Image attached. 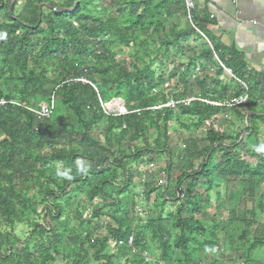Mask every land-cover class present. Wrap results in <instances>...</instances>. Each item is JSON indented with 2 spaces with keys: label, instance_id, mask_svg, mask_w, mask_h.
<instances>
[{
  "label": "trees",
  "instance_id": "obj_1",
  "mask_svg": "<svg viewBox=\"0 0 264 264\" xmlns=\"http://www.w3.org/2000/svg\"><path fill=\"white\" fill-rule=\"evenodd\" d=\"M18 1H14L10 13L5 5L0 6V12L8 20L7 23H0V82L7 90L5 94L0 90V97L38 104L47 102L53 94L55 109L41 123L20 109L0 112V249L1 246L5 247L2 253L0 251V264H55L56 261L64 264H95L99 261L113 264L115 259H129L127 263L130 264H150L155 261L148 256L149 246L160 252L163 261L171 260V249L181 250L187 256L191 254L186 251L188 243L195 234L204 231L199 221L189 214L191 208L198 211L194 200L199 198L195 189L200 178L207 190L219 187L220 183L226 187L235 185L228 203L235 202L243 207L239 211L243 217L237 221L242 226L237 239L248 244V249L264 242V226L261 228L262 238L246 241L247 230L255 226V210L264 211L260 200L253 208L251 217L245 213L246 202L253 191L259 189L262 195L264 193L258 184L264 180V154L256 157L254 165H249L235 154L239 145H223L226 137L224 133L212 129L214 124L205 131L204 156L196 170H193V162L200 153L196 152L195 145L175 155V163L170 150L160 144V136L164 140L167 138L169 122L180 118V115L191 116L205 123L225 112L226 108L193 102L188 107H179L178 114L168 109L156 112L147 110L164 104L169 97L162 90L165 82L162 66L168 64L172 67L171 64L175 62L172 55L181 50V43L193 36L200 40L199 32L210 47L203 40L197 53L192 52V58L183 62L180 70L184 77L179 80L184 82V86L189 83L186 74L189 75L199 63L205 65L203 75L205 67L214 66L216 81L211 91L208 92L206 88L205 76L202 79L194 78V84L199 89L195 97L213 103L224 99L225 88L217 80L223 72L217 60L234 79L247 86L246 107L250 103L248 130L253 131L258 121L264 123V113L255 108V102L263 99L257 91L256 78L245 74V67L237 56L229 58L230 51L211 42L204 29L210 22L203 15L193 13L192 25L196 32L185 20L180 0H66L64 5L50 0H24L19 13L14 16L13 8ZM40 4L65 10L55 13L45 8L46 15L41 11L38 18ZM171 18L178 22L184 20L183 27L173 25ZM167 25L168 30L165 31ZM153 46H156L154 50L151 49ZM127 50L131 51L126 56L129 59L122 58V52ZM161 52L163 56L160 58ZM78 79L94 85L104 102L122 100L129 113L119 118L105 117L95 91L89 85L74 82ZM236 89L232 98L240 95V88ZM178 96L192 95L183 92ZM237 111H234V115H239ZM149 130L157 135L153 149L147 146L127 152L133 142L147 143ZM61 134H64L65 140L61 144L56 143ZM238 139L239 136L235 142ZM122 149L125 151L119 155ZM115 151L117 157H114ZM216 151L223 152L220 161ZM153 152L167 156L165 188L167 190L173 186L168 194L169 199L161 196L160 200L165 203L172 199L180 206L175 213H159L155 217L150 215L151 211L147 212L148 219L144 225H140L139 220L133 224L126 215L121 214L116 218L107 214L116 223V228H104L116 249L109 256L106 253L107 239L95 236V229L87 228L84 221L79 219L81 212L77 208L82 209L84 202L76 195L84 194L89 203L95 198H109L112 200L109 207L120 209L122 202L119 197L132 185V173L135 171L130 168L131 164ZM16 158L17 176L5 175V168ZM126 159L130 161L126 162ZM107 161L115 167L114 171L102 167ZM77 162L87 164L88 169L77 167ZM56 164L61 169L55 172ZM116 171L120 172L123 185L115 182ZM56 173L60 177L59 183L54 178ZM21 180L27 187L22 189L18 185ZM182 182L188 183L180 200L176 197L179 195L176 188ZM51 186H56L57 191L50 190ZM108 186L113 187L114 197L104 194L103 189ZM31 188L35 189L34 194H30ZM145 189L148 197L157 188L146 184ZM73 198L77 199H74L77 208L71 215L77 220L69 226L65 216L69 214L66 209H70ZM184 199L185 203L181 205ZM37 206H43L41 219L48 220L49 226L29 221L30 215H36ZM184 210L187 213L183 217ZM234 212L233 209L232 219L237 213ZM91 215L93 220L101 216L97 207L92 209ZM19 225L27 226L34 233L24 241L16 239L20 249H11L7 247L10 233L2 230L8 228L11 232ZM129 237H132L131 246L126 245ZM85 244L88 246L85 247ZM203 245L199 247L201 251ZM240 245L236 247L237 252L242 250ZM74 248H78L76 253ZM142 253L152 262H144ZM134 254L140 258H133Z\"/></svg>",
  "mask_w": 264,
  "mask_h": 264
},
{
  "label": "rangeland",
  "instance_id": "obj_2",
  "mask_svg": "<svg viewBox=\"0 0 264 264\" xmlns=\"http://www.w3.org/2000/svg\"><path fill=\"white\" fill-rule=\"evenodd\" d=\"M12 0H2V4L5 5V8H9V5ZM52 2L58 3V4H65L66 0H50ZM24 3V0H19L16 3V6L13 8L14 9V16H16L22 5ZM44 4H40L38 6H42L43 9L41 11L43 12V15L45 16L47 11L43 6ZM63 10H65L63 8ZM171 23L173 25L178 26L179 28L183 27V21H177V19L171 18L170 19ZM8 20L3 12H0V23H7ZM168 30V25L165 26V31ZM201 37V36H200ZM199 37L193 36L190 38L188 41L182 42L181 43V50L175 51V55H172L175 57V62L172 65L171 69L168 64L166 66H162V71L164 73V78L165 81H170L172 84L171 88L177 89V91H182L186 92V94L192 95V97H195L199 93V89L194 84V78H190V75L192 74H186V79H188L189 83H186L185 86L183 85L184 82H181L179 80L180 77H184V73L181 74L180 67L182 64L186 62V60L191 59L192 57V52H196L199 49V46L202 42L205 40L201 37V39H198ZM204 40V41H203ZM206 43V41H205ZM207 44V43H206ZM208 45V44H207ZM156 46H153L151 49L154 50ZM118 54H121L118 53ZM131 51H124L122 52V58H126V56L130 55ZM160 58L163 56V53L161 52ZM118 57V56H116ZM152 58L155 57L154 54L151 56ZM169 57V55H168ZM126 59H129L126 58ZM216 60V59H215ZM184 62V63H183ZM217 63V62H216ZM158 65V64H157ZM210 71L208 69H204L206 74H215V67L214 66H208ZM171 73L170 74V72ZM212 70V71H211ZM202 74V72H200ZM198 74V78H202V76ZM14 75V74H13ZM50 75V74H49ZM182 75V76H179ZM178 77V79H177ZM196 78V77H195ZM216 76L212 77H207L205 80V85L206 88L208 89V92L211 91L212 85L214 81H216ZM225 83L223 82V88H225V98L220 102L221 105H225L228 103V101L232 98V94L229 92L228 88L232 85H236L235 82L231 81V79L225 77L224 80ZM229 81V82H228ZM0 90H3V94L7 92L5 86L3 85L2 82H0ZM178 85V87H176ZM219 89H222V87L217 86ZM238 87V86H237ZM228 90V91H227ZM158 90H155L157 92ZM188 91V92H187ZM210 94V93H208ZM264 97V95L262 94ZM160 105V104H159ZM250 107V103L247 105V107L242 108V110L237 112L239 115H234V112L232 113L233 119H236L235 122H230V125L225 124V129L219 128L217 123L219 121L218 118L215 120H209L208 122H200L197 118L191 117V116H185V115H180V118H176V120H172L169 122V127L167 130V138L164 140L162 136L159 137L160 139V144H163L164 148H168L172 154V161L175 162L177 161L175 159V155H177L179 152L182 150L186 149L189 150L188 148L192 147V144L196 146V152L200 153V156L197 157L196 161L193 162V170H196L198 166L200 165L201 161L203 160L202 152L204 150V147L206 144L204 143V136H205V131L208 130L209 125L214 124L212 129L216 130L217 132L224 133L226 135V140L224 141L223 145H228L232 146L234 143L239 145L237 150L235 151V154L239 156L242 159H245V161L250 165H254L255 162L257 161L256 157H259L260 154H264L262 149H264V123L261 121H258L254 125L253 131H249V124H247L248 120H246V117L248 118L249 114L248 109ZM222 108V107H218ZM255 108L260 110L261 112L264 113V98L259 99L258 101L255 102ZM232 111L237 110L231 109ZM225 111H230L229 109H225ZM173 113L177 112L176 110H172ZM179 113V112H178ZM176 113V114H178ZM64 116H66V113H64ZM215 121V122H214ZM230 120H226V122H229ZM246 131V132H245ZM96 134V133H95ZM148 135V142L143 143L140 141L133 142L130 145H132V148L127 151V152H132L135 149L140 150L144 149L148 146L149 149H153L154 147V140L156 139L157 135L152 131L149 130L147 132ZM230 135V136H229ZM232 135V136H231ZM240 137V140L238 139L237 142H235L236 137ZM64 134H61L58 138L56 143H63ZM231 137V138H230ZM0 140H1V133H0ZM125 151L124 149L119 150V155L120 152ZM116 152V151H115ZM117 152L114 153V157H117ZM218 160L220 161L223 152L216 151L215 152ZM148 155V156H146ZM141 156L138 160L139 162H143L139 164L138 161H135L134 163L131 164L130 168L135 171L132 173L134 176L135 173H137L139 176H142L143 174L147 173V169L145 165L148 168L149 163H153V166L156 168L153 176H152V183H159L160 186H155L157 189L152 192V194L148 195L149 201L147 203V209L145 213H137L135 209V205L132 202H135L133 200L134 195L132 194L133 192H136V188L133 190L128 189L127 192L124 194H121L120 199V209L117 207H109L111 201L109 198L103 199L101 197L95 198L92 200V202H86L85 195H76L79 200H81L83 205L81 206L82 209H78L76 206V201L73 198L71 202L70 209H66L69 214H67L65 219L68 220V225H73V221L77 220L75 219L71 214L73 211L77 208L78 211L81 212L80 220H83L84 223L86 224L87 228L90 229H95L94 234L95 236H100V237H105L107 239V245H106V253L109 256H112L115 252L116 249H114L113 243H112V238L107 232L104 230L105 227L110 226L111 228H116V223L113 221L109 215L110 214L116 218H119L120 215H126L125 217L127 219H130V221L134 224L135 221L139 220L138 223L140 225H144L148 219V216H146V213L151 211L150 215L155 217L159 213H162V215L166 213H175V211L178 209L180 205L176 204L172 199L167 200L165 203L161 202L160 198L161 196L166 200L168 198V194L173 188V186H169L166 190L165 184H166V176L164 173V169L166 168V160L167 156L162 154H156L153 152L152 155L146 154ZM146 156V157H145ZM151 156V157H150ZM149 158V159H148ZM208 160V156L206 157ZM205 158V160H206ZM175 160V161H174ZM206 160V161H207ZM130 159H126V162H129ZM176 163V162H175ZM77 167H81L83 169H88L87 164H82L76 163ZM54 169L56 172V169H61V166L59 164L54 165ZM102 167L104 169H107V171H114L115 167L111 164L110 161H107L102 164ZM149 169V168H148ZM17 170H18V160L17 158L13 160L11 165L5 168V175L7 174H12L14 176H17ZM154 171V170H153ZM114 174L115 177V182L116 183H121V179L119 178V171L115 172ZM54 177L58 183L60 182V177H58L57 173L54 174ZM165 176V177H164ZM199 184L196 187L195 191L198 194V200H194V204L198 211H194L193 208H191V212L189 214L192 215L193 219L196 221H199V225L203 228L204 231L202 233H197L194 235L193 239L188 243L187 245V252L191 253L189 255H185L182 253L181 250H174L171 249L172 253V258L171 260H166L163 261L160 259V252L156 248H152L151 246L148 247V256L153 259L155 262L150 263V264H236V263H242V264H257L261 263L264 264V242L261 245H256L253 249H248V244H243L242 241H239L237 239V236L239 235V231L242 230V226L238 224V220H241L243 217V213L239 212L243 207L238 206L235 202H229L228 203V198L229 195L232 194V187H235V185H230V186H225L224 184L220 183L219 187H212L211 190H207L206 185L204 184L203 180L200 178ZM189 182V181H188ZM186 182V183H188ZM236 182V181H235ZM186 183L182 182L176 189L179 193L178 197L179 199L184 196L185 193V185ZM22 180L18 182V185L23 189L24 187H27L25 184H23ZM260 189L264 190V180L260 181L259 183ZM121 185H123L121 183ZM150 186V185H149ZM71 187V186H68ZM32 189V188H31ZM30 189V194L35 193V189L33 188L32 190ZM50 190L56 192V186H51ZM85 192V191H84ZM103 192L106 196L109 197H114L115 192L113 191V187H105L103 189ZM167 193V194H166ZM113 194V195H112ZM104 197V196H103ZM177 197V196H176ZM77 200V199H76ZM182 200V199H180ZM260 200L261 205L264 207V193L263 195L259 192L258 190H254L252 197L247 200L246 205H245V213L247 216L251 217V212L253 208H255L258 204V201ZM153 202V204H149ZM59 203L62 204V201L59 200ZM114 203V202H113ZM185 203V199L182 201L181 205ZM133 205V206H132ZM150 205V206H149ZM94 207H97V212L99 213V216L97 219H91L92 215V209ZM43 209V206H37L36 207V215H30L29 221H35L38 222L41 225L44 226H49V221H42L41 215V210ZM187 209V207H186ZM235 210L234 212V219H232L231 212ZM186 210L182 211V216H185ZM245 215V214H244ZM254 220L255 226L253 228H250L247 230L246 234V241H251L253 239H260L263 236V232L261 231V228L264 226V211L259 212L257 209L254 212ZM234 220V222H233ZM230 222V224H228ZM89 224H88V223ZM84 224V225H85ZM85 227V226H84ZM133 227V226H132ZM3 232L7 231V233H10L8 235L9 237L7 238V247H10L11 249H20L18 244L16 243V239L20 241H24L26 238L33 236V230L28 228L25 225H19L14 227V229L8 230L3 229ZM213 235V236H212ZM203 245V251L199 249V247ZM206 243V244H205ZM241 244V245H240ZM209 245V246H207ZM237 245L241 246V251H236ZM88 245L85 244V247ZM76 249L74 248V251L76 253ZM5 250L4 246H1V253ZM66 252V251H65ZM135 253V252H134ZM140 258L139 255L134 254L132 257L134 258ZM132 258V259H133ZM129 259H115L113 264H130L127 263ZM55 264H64L60 263V261H56ZM95 264H103V261H99Z\"/></svg>",
  "mask_w": 264,
  "mask_h": 264
},
{
  "label": "crops",
  "instance_id": "obj_3",
  "mask_svg": "<svg viewBox=\"0 0 264 264\" xmlns=\"http://www.w3.org/2000/svg\"><path fill=\"white\" fill-rule=\"evenodd\" d=\"M194 1L195 12L203 15L210 22L204 29L212 40L211 42L230 51L229 58H233V55L237 56L245 67V74L256 78L258 93L264 95V0ZM210 16L212 18H209ZM204 75L205 78L215 77V74L205 73ZM223 82L225 83V81L220 82L221 86ZM236 88V85H231L228 90L234 94ZM229 110L214 116V119H219L217 123L219 130L225 129V124L230 125V122L236 121L231 113L234 111ZM237 112L240 113V111ZM247 119L249 118L246 117ZM226 120L230 121L225 123ZM119 200H121L120 197Z\"/></svg>",
  "mask_w": 264,
  "mask_h": 264
},
{
  "label": "built area",
  "instance_id": "obj_4",
  "mask_svg": "<svg viewBox=\"0 0 264 264\" xmlns=\"http://www.w3.org/2000/svg\"><path fill=\"white\" fill-rule=\"evenodd\" d=\"M181 4H182V9H183V13H184V18L187 21V23L193 28L192 25V17H193V13L196 10V4L194 0H180ZM209 18H212L211 16ZM194 29V28H193ZM195 30V29H194ZM196 31V30H195ZM197 32V31H196ZM198 34L206 41V43L208 44V46L210 47L209 42L205 39V37L198 32ZM216 59V58H215ZM217 65L222 69V76L218 77L217 80L222 82L224 80L225 77L229 78V79H233L235 84L240 88V95L236 98H232L228 101V103H226L225 105H221L220 102H209L207 100H203L200 99L199 97H192V96H188V97H179L178 95H180L182 93V91H177V89L175 90V88H171V83L170 81H165L162 85V90L165 94H167L169 97L167 99V101L164 104H158L156 106H153L151 108H148L147 110L151 111V112H156V111H160L163 109H168V110H176L179 107H188L190 104H192L193 102H199L202 103L204 105H210L212 107H222V108H227V109H232V108H237L238 111H241L242 108L246 107V103H247V86L246 84L236 80L233 78V76L231 75L230 71L225 69L224 66L219 63L217 60ZM203 65L202 63H199L196 68L191 71L190 78H197L198 74L202 72V74L200 73V75L202 76V78H204L205 75H203ZM171 69V66L169 67ZM206 69H208V71H210V69L208 67H205ZM205 74V73H204ZM200 78V79H202ZM74 82H79L81 84H85V85H89L97 94V102L99 104L100 110L102 112V114L107 117V118H119V117H123L125 115H127L129 112H127L123 101L120 99H111L108 102H104L102 101V99L99 97L98 95V90L96 89V87L94 85H92L91 83L87 82L84 79H78L75 80ZM178 87V85L176 86ZM5 109H20L23 111L28 112L29 114H31L32 116H34L35 120L39 123L43 122L44 120H47L52 113L54 112L55 109V99L53 94H51L49 96V99L47 100V102H40L38 104H32V103H26V102H19L16 100H12V99H5L4 97H0V112L5 110ZM149 159V158H148ZM147 165V164H146ZM145 165L146 169L148 170L147 173H145V175L143 174L142 176H139L137 173L134 174L133 176V180H132V185L128 188L130 190H133L136 188V192H133L132 194L134 195L133 200L135 201V209L137 213H145L147 209V203L149 201V197H146V189H145V185L149 184L151 186H160L159 183H152V176L156 170V168L153 166V163H149L148 164V168ZM137 169H135L136 171ZM154 170V172H153ZM177 198L178 194H177ZM149 204H153L149 202ZM150 206V205H149ZM132 243V237H129L128 240L126 241V245L131 246ZM118 246H120V243H117ZM141 257L143 258L144 262L148 263V262H152V260L145 254L142 253ZM160 264V263H159ZM239 264V263H236ZM242 264V263H240Z\"/></svg>",
  "mask_w": 264,
  "mask_h": 264
},
{
  "label": "water",
  "instance_id": "obj_5",
  "mask_svg": "<svg viewBox=\"0 0 264 264\" xmlns=\"http://www.w3.org/2000/svg\"><path fill=\"white\" fill-rule=\"evenodd\" d=\"M15 0H12L10 5H9V8H8V12L10 13L11 12V9L13 7V3H14ZM2 5V0H0V6ZM44 7H47V8H50L52 10H54L55 13H59V12H62L64 10L60 9V8H53V6L49 5V4H44L43 5ZM41 9H42V6H38V10H39V14H38V18H40V14H41ZM39 21V20H38ZM35 28V27H33ZM207 160V158H206Z\"/></svg>",
  "mask_w": 264,
  "mask_h": 264
}]
</instances>
